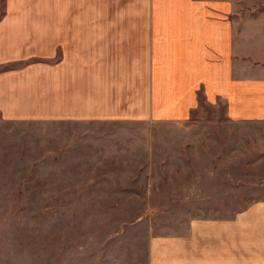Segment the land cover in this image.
Instances as JSON below:
<instances>
[{
  "label": "crops",
  "instance_id": "obj_1",
  "mask_svg": "<svg viewBox=\"0 0 264 264\" xmlns=\"http://www.w3.org/2000/svg\"><path fill=\"white\" fill-rule=\"evenodd\" d=\"M152 1L138 17L91 16L106 0H0L1 121L47 120L39 160L55 178L36 183L66 200H116L134 184L123 168L151 169L160 229L131 224L105 263L264 264V61L207 4ZM172 184L176 213L153 201Z\"/></svg>",
  "mask_w": 264,
  "mask_h": 264
},
{
  "label": "rangeland",
  "instance_id": "obj_2",
  "mask_svg": "<svg viewBox=\"0 0 264 264\" xmlns=\"http://www.w3.org/2000/svg\"><path fill=\"white\" fill-rule=\"evenodd\" d=\"M113 2L114 7H110L111 3L106 0L105 7L91 12V16L150 15L151 0ZM155 2L160 0L152 1ZM198 3L207 4L213 16L232 18L234 30L237 29L235 44L239 39L246 41L250 61H264V0H198ZM225 109V106L202 105L197 111L212 114ZM48 135L47 120L3 123L0 118V264H103L116 251L115 244L120 236L127 234L129 238L134 232L131 224H155L160 229L156 224L159 216L152 217L147 210L152 202L148 200V193L162 187L157 184V179H151L155 175L145 174L151 169H137L141 172L135 176L136 171L123 168L121 175L126 177V184H134L120 185L118 189L126 193L117 195L116 200L70 201L48 193L52 186L37 184L39 181L48 183L55 178L49 159L39 160L44 152L42 148L48 151ZM156 157L155 162L159 160L160 153ZM142 161L138 159L137 165ZM64 172L69 173L68 170ZM152 173L158 176L160 172L153 169ZM129 174L131 179H127ZM174 184L169 189H162L164 193L160 201L158 197L161 195L153 198L158 205L171 204L169 213L178 212L175 208L183 203L181 200L186 196L182 194V187H178L181 184ZM183 186L187 187L186 184ZM172 187L175 188L173 192ZM41 189H44V194H38ZM176 192L180 195L174 198L173 193ZM168 195L173 200L162 201L168 200ZM189 196L194 195L190 193ZM235 202L238 201H233V204ZM197 204L199 202H194L195 213ZM157 211L164 213L162 209ZM142 228L143 233L139 230L137 235L139 241L147 237V228ZM120 248L128 249L123 243ZM139 248L132 244V252Z\"/></svg>",
  "mask_w": 264,
  "mask_h": 264
}]
</instances>
